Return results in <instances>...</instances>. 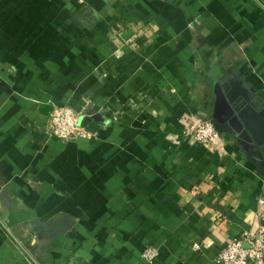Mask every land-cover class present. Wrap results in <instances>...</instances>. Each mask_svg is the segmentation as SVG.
<instances>
[{
    "label": "crops",
    "instance_id": "obj_1",
    "mask_svg": "<svg viewBox=\"0 0 264 264\" xmlns=\"http://www.w3.org/2000/svg\"><path fill=\"white\" fill-rule=\"evenodd\" d=\"M232 103L245 139L185 133ZM260 199L264 0H0V264H214Z\"/></svg>",
    "mask_w": 264,
    "mask_h": 264
},
{
    "label": "built area",
    "instance_id": "obj_2",
    "mask_svg": "<svg viewBox=\"0 0 264 264\" xmlns=\"http://www.w3.org/2000/svg\"><path fill=\"white\" fill-rule=\"evenodd\" d=\"M94 113H83L70 106L56 105L49 115L50 133L61 140L71 141L80 138H93L96 131L83 120ZM194 141L211 149H223L225 146L223 133L219 132L210 119H201L185 132ZM264 204V199H260ZM200 249L199 244L194 245ZM161 255L155 245H149L142 253V258L154 264ZM214 264H264V227L256 233H245L241 238L229 242L217 255Z\"/></svg>",
    "mask_w": 264,
    "mask_h": 264
},
{
    "label": "water",
    "instance_id": "obj_3",
    "mask_svg": "<svg viewBox=\"0 0 264 264\" xmlns=\"http://www.w3.org/2000/svg\"><path fill=\"white\" fill-rule=\"evenodd\" d=\"M241 106L232 103V106L229 107L228 113L225 116L215 115L212 118L211 121L219 132H229L232 134H238L242 139L246 138L247 132L243 129V125L240 121ZM93 116L94 119H98V121L102 118L101 115L94 114Z\"/></svg>",
    "mask_w": 264,
    "mask_h": 264
}]
</instances>
